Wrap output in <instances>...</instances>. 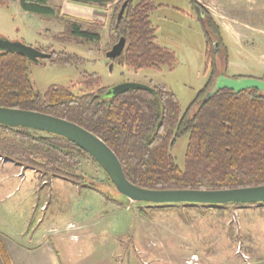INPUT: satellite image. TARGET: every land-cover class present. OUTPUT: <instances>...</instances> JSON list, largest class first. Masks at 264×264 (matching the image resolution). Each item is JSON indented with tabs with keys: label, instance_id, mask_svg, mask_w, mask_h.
I'll use <instances>...</instances> for the list:
<instances>
[{
	"label": "rangeland",
	"instance_id": "rangeland-1",
	"mask_svg": "<svg viewBox=\"0 0 264 264\" xmlns=\"http://www.w3.org/2000/svg\"><path fill=\"white\" fill-rule=\"evenodd\" d=\"M121 0L100 7L49 0L64 15L96 24L100 40L69 39L67 28L22 12L18 2L0 7V38L39 50L77 55L70 65L43 60L29 65L36 92L51 87L88 91L99 77L101 88L124 83L166 87L184 113L213 74L206 69V37L191 0H153L151 22L156 44L175 53L176 63L162 71H134L111 63L110 18ZM140 0H137V2ZM221 26L229 51V78H264V0H196ZM225 69V70H224ZM91 83V82H90ZM98 86L94 87V91ZM189 136L176 140L172 154L184 168ZM0 161V236L45 233L64 264H257L264 258V203L257 206L127 203L91 159H81L88 183L45 176L9 160ZM240 210H238V208ZM143 210L146 215L141 214ZM196 258V260H194Z\"/></svg>",
	"mask_w": 264,
	"mask_h": 264
},
{
	"label": "trees",
	"instance_id": "trees-1",
	"mask_svg": "<svg viewBox=\"0 0 264 264\" xmlns=\"http://www.w3.org/2000/svg\"><path fill=\"white\" fill-rule=\"evenodd\" d=\"M67 1L104 7L115 0ZM12 2H18L26 14L64 25L69 39L85 43L100 40L96 24L64 15L49 0H0V7L9 8ZM191 3L206 37V69L211 67L213 74L184 113L177 97L166 87L154 88L155 92L132 90L108 96L110 89L98 85V76L93 77L95 81L88 79L89 90L82 94L65 87H51L40 94L29 75L32 62L9 51H0V107L55 116L100 136L118 156L129 181L145 190L210 191L264 186V93L254 89L241 93L228 89L213 92L219 78L228 77L221 72L220 55L227 69L229 51L222 28L212 14L196 0ZM158 7L161 6L153 0H121L117 4L109 23L110 40L114 46L124 37L126 45L123 54L111 63H125L136 72L173 67L175 53L156 44L158 27L150 18ZM42 51L52 55L50 62L80 63L77 55ZM183 136H189V142L185 166L181 168L171 150ZM0 158L78 186L96 185L92 181L89 184L81 175V159L89 158L99 166L97 162L60 136L0 125ZM140 213L146 215L143 210ZM0 255L5 264H10L1 238Z\"/></svg>",
	"mask_w": 264,
	"mask_h": 264
},
{
	"label": "water",
	"instance_id": "water-1",
	"mask_svg": "<svg viewBox=\"0 0 264 264\" xmlns=\"http://www.w3.org/2000/svg\"><path fill=\"white\" fill-rule=\"evenodd\" d=\"M125 2L119 13L124 15L128 5ZM126 39L123 37L106 53L110 61L120 57L125 49ZM0 51H9L27 58L32 63L50 60L52 55L35 49L21 42H10L0 38ZM228 89L235 93L254 89L264 93V79H233L220 77L213 92ZM132 90L155 92L152 87L136 83H124L107 92L108 96H116ZM0 125L33 129L63 137L84 150L109 176L116 191L133 202H145L155 205L200 204L224 206L229 204L250 205L264 203V186L246 187L228 190H174L152 191L142 189L127 178L121 161L115 152L100 138L81 126L55 116L13 108L0 107Z\"/></svg>",
	"mask_w": 264,
	"mask_h": 264
},
{
	"label": "crops",
	"instance_id": "crops-1",
	"mask_svg": "<svg viewBox=\"0 0 264 264\" xmlns=\"http://www.w3.org/2000/svg\"><path fill=\"white\" fill-rule=\"evenodd\" d=\"M0 238L10 264H64L58 249L45 233L33 231L19 236L1 235ZM0 264H5L1 255ZM257 264H264V260L260 259Z\"/></svg>",
	"mask_w": 264,
	"mask_h": 264
},
{
	"label": "built area",
	"instance_id": "built-area-1",
	"mask_svg": "<svg viewBox=\"0 0 264 264\" xmlns=\"http://www.w3.org/2000/svg\"><path fill=\"white\" fill-rule=\"evenodd\" d=\"M0 161H4L3 158H0ZM194 260H196V258ZM195 264H197V263H195Z\"/></svg>",
	"mask_w": 264,
	"mask_h": 264
}]
</instances>
